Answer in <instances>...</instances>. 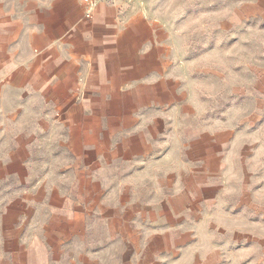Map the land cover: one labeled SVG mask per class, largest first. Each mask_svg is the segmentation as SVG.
Returning a JSON list of instances; mask_svg holds the SVG:
<instances>
[{"label": "crops", "instance_id": "0c3cea01", "mask_svg": "<svg viewBox=\"0 0 264 264\" xmlns=\"http://www.w3.org/2000/svg\"><path fill=\"white\" fill-rule=\"evenodd\" d=\"M156 5L103 1L85 19L81 0H0V264H242L245 253L264 264L263 230L239 235L238 223L211 221L217 207L191 204L212 177L154 200L121 188L111 124L177 53Z\"/></svg>", "mask_w": 264, "mask_h": 264}, {"label": "rangeland", "instance_id": "374dc122", "mask_svg": "<svg viewBox=\"0 0 264 264\" xmlns=\"http://www.w3.org/2000/svg\"><path fill=\"white\" fill-rule=\"evenodd\" d=\"M152 1L171 19L177 53L156 87L139 91L143 101L134 108L123 103L118 109L125 118L111 124V141L123 143L115 156L128 164L124 168L129 176L120 181L121 188L137 187L143 199L154 200V190L176 197L179 182L192 189L187 177H212L206 198L199 188L191 204L217 207L212 222H236L239 235L260 238L264 5L259 0ZM17 104H12L14 111L23 108ZM6 106L0 102V110ZM17 123L22 125V118L12 121ZM133 172L138 177H131ZM117 184L111 177V200ZM248 255L242 254V264H251ZM253 257L256 261L260 254Z\"/></svg>", "mask_w": 264, "mask_h": 264}, {"label": "built area", "instance_id": "2783aa9c", "mask_svg": "<svg viewBox=\"0 0 264 264\" xmlns=\"http://www.w3.org/2000/svg\"><path fill=\"white\" fill-rule=\"evenodd\" d=\"M103 1H117V0H81L84 9L85 19H90L94 13L95 7ZM128 3H133L135 0H124Z\"/></svg>", "mask_w": 264, "mask_h": 264}]
</instances>
